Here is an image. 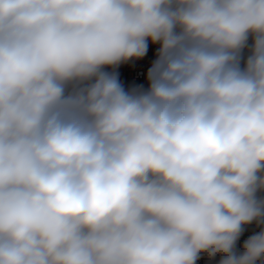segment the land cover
I'll return each instance as SVG.
<instances>
[{"label":"clouds","instance_id":"obj_1","mask_svg":"<svg viewBox=\"0 0 264 264\" xmlns=\"http://www.w3.org/2000/svg\"><path fill=\"white\" fill-rule=\"evenodd\" d=\"M261 173L264 0H0V264H255Z\"/></svg>","mask_w":264,"mask_h":264},{"label":"built area","instance_id":"obj_2","mask_svg":"<svg viewBox=\"0 0 264 264\" xmlns=\"http://www.w3.org/2000/svg\"><path fill=\"white\" fill-rule=\"evenodd\" d=\"M248 41L252 42V37L250 36ZM160 45L153 44L151 41L148 42V50L144 57L140 59H130L126 62L121 63L115 68L109 67L105 71L110 73H115L118 76V80L126 91H131L133 89L147 90L149 87L148 71L151 68L153 62L157 58V51ZM251 47V46H250ZM250 47H245L241 53V67L244 65V61L250 54ZM264 175V173H261ZM259 194H264V188L257 190ZM215 255H209L205 257V261L211 264L215 260Z\"/></svg>","mask_w":264,"mask_h":264},{"label":"rangeland","instance_id":"obj_3","mask_svg":"<svg viewBox=\"0 0 264 264\" xmlns=\"http://www.w3.org/2000/svg\"><path fill=\"white\" fill-rule=\"evenodd\" d=\"M256 199L258 202H264V194H259L258 191L256 192ZM261 231H264V217H261L258 221L254 220L253 222L244 225L241 231V234L239 235L238 239L235 242L233 251L234 253L239 256L242 255L244 252V244L245 242L252 237L253 235H256L260 233ZM208 253L204 252L201 253L196 260V264H208L205 261V257ZM223 255L220 253H216L215 260L211 264H221V260L223 259ZM255 264H264V257H261L258 259Z\"/></svg>","mask_w":264,"mask_h":264},{"label":"crops","instance_id":"obj_4","mask_svg":"<svg viewBox=\"0 0 264 264\" xmlns=\"http://www.w3.org/2000/svg\"><path fill=\"white\" fill-rule=\"evenodd\" d=\"M251 44H252V42H251V41H248V42H247V46H246V47H250V46H251Z\"/></svg>","mask_w":264,"mask_h":264}]
</instances>
